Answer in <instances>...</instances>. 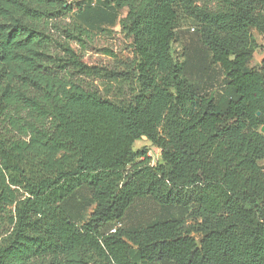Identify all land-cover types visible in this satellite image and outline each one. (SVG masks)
<instances>
[{
	"label": "trees",
	"instance_id": "obj_1",
	"mask_svg": "<svg viewBox=\"0 0 264 264\" xmlns=\"http://www.w3.org/2000/svg\"><path fill=\"white\" fill-rule=\"evenodd\" d=\"M124 8L133 58L109 76L134 74L140 91L116 102L47 69V23L67 0H0V264H264V58L250 66L264 0H96L84 19ZM182 18L198 24L209 83L223 74L215 92L172 54ZM66 50L68 68H90ZM143 137L161 164L133 148ZM147 198L159 211L127 226Z\"/></svg>",
	"mask_w": 264,
	"mask_h": 264
},
{
	"label": "rangeland",
	"instance_id": "obj_2",
	"mask_svg": "<svg viewBox=\"0 0 264 264\" xmlns=\"http://www.w3.org/2000/svg\"><path fill=\"white\" fill-rule=\"evenodd\" d=\"M67 1L71 9L62 12L47 23V33L50 35L47 45L49 57L45 62L47 69L58 70L59 75L78 82L86 88L96 89L116 102L131 101L140 91V85L134 74L128 79L124 77L112 79L109 76V72L118 67L119 58H133L131 41L120 24V20L127 16L128 9H121L116 20L93 21L92 24H89L84 16L93 12L96 0H92V2L89 0ZM214 4L211 5L214 6ZM198 29L195 20L182 18L172 43V54L177 62L186 64L188 76L199 90L215 92V89L220 86L218 83L222 82L224 77L220 68L215 66L213 69L215 80L212 86L208 79L209 71L203 72L199 69V67L209 65V56L205 47L202 46ZM253 34L257 41V47L251 65L255 69H260L259 60L264 55V38L256 29L253 30ZM67 46L76 48L82 58L90 64V68L86 72L67 67L65 64L69 54L66 50ZM133 148L135 150L147 149V156L154 164L163 162H161V148L152 144L146 137L137 141ZM260 164L264 166V160L260 161ZM194 206L190 205L187 210H193ZM172 209L175 212L179 211L176 208ZM157 210L159 211V206L153 200L149 198L137 199L129 211L125 224L132 225L141 221L147 223ZM14 211L15 205L8 207L9 215ZM184 213L187 214L185 210ZM192 222H194V218L188 214L184 228H187ZM8 227V223L2 225L0 232Z\"/></svg>",
	"mask_w": 264,
	"mask_h": 264
},
{
	"label": "built area",
	"instance_id": "obj_3",
	"mask_svg": "<svg viewBox=\"0 0 264 264\" xmlns=\"http://www.w3.org/2000/svg\"><path fill=\"white\" fill-rule=\"evenodd\" d=\"M194 30V28H192ZM123 225L122 222H118L115 224V226L112 228L111 232L115 233L121 226Z\"/></svg>",
	"mask_w": 264,
	"mask_h": 264
},
{
	"label": "crops",
	"instance_id": "obj_4",
	"mask_svg": "<svg viewBox=\"0 0 264 264\" xmlns=\"http://www.w3.org/2000/svg\"><path fill=\"white\" fill-rule=\"evenodd\" d=\"M256 53V52H255ZM255 53H254V57H255ZM263 58H264V55H262L261 56V58H260V60H259V62H260V65H261V62H262V60H263ZM254 59V58H253ZM252 62V61H251ZM250 66L251 67H253V65H251V63H250ZM142 222V221H141ZM140 222H138L137 224H139ZM137 224H134V225H137ZM115 226V225H114ZM114 226H112V228L114 227ZM128 226V225H127ZM112 228H111V230H112ZM111 230H110V232H111ZM168 264H171V263H168Z\"/></svg>",
	"mask_w": 264,
	"mask_h": 264
},
{
	"label": "water",
	"instance_id": "obj_5",
	"mask_svg": "<svg viewBox=\"0 0 264 264\" xmlns=\"http://www.w3.org/2000/svg\"><path fill=\"white\" fill-rule=\"evenodd\" d=\"M259 114H260V112H259ZM262 131L264 132V126H262Z\"/></svg>",
	"mask_w": 264,
	"mask_h": 264
}]
</instances>
